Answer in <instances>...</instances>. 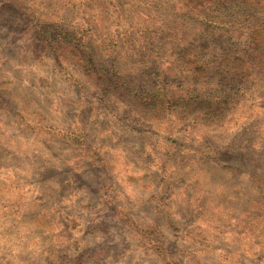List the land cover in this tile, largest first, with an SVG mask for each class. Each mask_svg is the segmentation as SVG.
I'll return each mask as SVG.
<instances>
[{
	"label": "rangeland",
	"instance_id": "rangeland-1",
	"mask_svg": "<svg viewBox=\"0 0 264 264\" xmlns=\"http://www.w3.org/2000/svg\"><path fill=\"white\" fill-rule=\"evenodd\" d=\"M0 264H264V0H0Z\"/></svg>",
	"mask_w": 264,
	"mask_h": 264
},
{
	"label": "trees",
	"instance_id": "trees-1",
	"mask_svg": "<svg viewBox=\"0 0 264 264\" xmlns=\"http://www.w3.org/2000/svg\"><path fill=\"white\" fill-rule=\"evenodd\" d=\"M244 22H246V21H244ZM248 23H251V21H249ZM250 31H253V30L250 29ZM255 32L256 31L250 32L251 35L253 36L252 37V42L253 43H254V33ZM197 49H198V47L197 48L196 47L194 48L195 52H197V54H200V50L198 51ZM146 50L144 48V51H146ZM86 56L87 57H90V59H92V60H90V61H92V63L95 61L94 55L91 54V51H88V53L86 54ZM113 56H115V55H113ZM130 58H128V59H130ZM97 64H98V75L105 74V77L108 78V79H106V83H108L111 87H112V81H116L117 82L118 79H121V77L119 76L118 71L116 70V65L114 63L105 64L104 62L98 61ZM183 70L184 69H182V68L180 70H177V73H175V75H174V80L178 78L177 75H180L181 77L185 76V71H183ZM160 75H162L161 72H159V71L158 72H155V76H157V78H159ZM166 76H165V80L168 81V78ZM170 84H171L170 81H168V82H166L163 85L162 89H164V91L161 90V87L154 89L153 92H148L146 89L142 88V91H141L142 92V95H143L142 98H144L145 100H149L151 98L150 101L151 102L153 101L157 106H162V107L169 108V106H170L169 103L171 101H174L176 103L177 99L180 98V95L177 97L176 94H175V92L168 90V89H170V87H168ZM128 85H130V84H128ZM146 93H147V95H146ZM135 95L139 97L138 92Z\"/></svg>",
	"mask_w": 264,
	"mask_h": 264
}]
</instances>
